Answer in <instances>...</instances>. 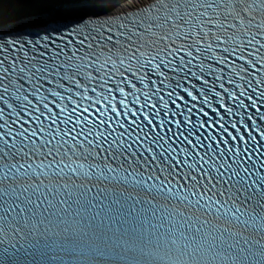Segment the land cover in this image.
Here are the masks:
<instances>
[{
  "label": "snow or ice",
  "instance_id": "obj_1",
  "mask_svg": "<svg viewBox=\"0 0 264 264\" xmlns=\"http://www.w3.org/2000/svg\"><path fill=\"white\" fill-rule=\"evenodd\" d=\"M0 264H264V0H0Z\"/></svg>",
  "mask_w": 264,
  "mask_h": 264
}]
</instances>
